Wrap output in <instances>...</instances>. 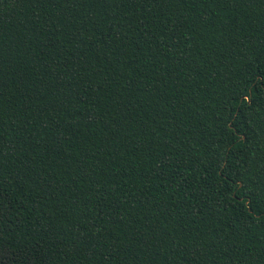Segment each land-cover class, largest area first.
Returning <instances> with one entry per match:
<instances>
[{
	"label": "trees",
	"instance_id": "1",
	"mask_svg": "<svg viewBox=\"0 0 264 264\" xmlns=\"http://www.w3.org/2000/svg\"><path fill=\"white\" fill-rule=\"evenodd\" d=\"M0 264H264V0H0Z\"/></svg>",
	"mask_w": 264,
	"mask_h": 264
}]
</instances>
